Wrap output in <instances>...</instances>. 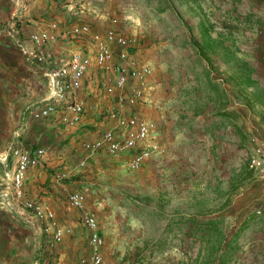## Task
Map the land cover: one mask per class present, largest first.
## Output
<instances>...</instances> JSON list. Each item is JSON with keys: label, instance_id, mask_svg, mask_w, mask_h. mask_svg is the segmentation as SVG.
Returning <instances> with one entry per match:
<instances>
[{"label": "rangeland", "instance_id": "374dc122", "mask_svg": "<svg viewBox=\"0 0 264 264\" xmlns=\"http://www.w3.org/2000/svg\"><path fill=\"white\" fill-rule=\"evenodd\" d=\"M40 2L44 8L38 10ZM239 6H241L240 0H0V28L6 33L3 36L14 39L18 51L27 56L29 52L33 53V48L27 38L30 32H28V27L34 25L39 11L44 12L43 15L52 13L55 17L64 15L67 17L66 25L73 24V22L87 23L94 31H102L112 18H117L121 29L135 39V46L130 51L132 53L141 51L152 69V75L144 85V101L136 106L142 108V111L139 108L137 115L152 121L156 125V130L158 123H167L175 118L181 119V127H179L181 130L185 128L183 120L188 119L184 112L185 109L181 108L186 107L188 102L186 104L183 102L184 88L181 87L182 101L178 106L181 107L179 112L174 111V105L169 103L168 66L171 65L179 70L178 67L183 68L187 60L190 61L188 65L196 64L198 69H202L204 66L200 63L201 61L190 60L192 55L197 58L201 55L199 43L192 42V39L198 37L200 32L198 34L199 30L191 31L190 26L199 21L213 25L243 23L247 13H242ZM136 22L143 24L144 28L140 29ZM13 29L14 33L11 32ZM238 29L240 39L250 38L253 32L242 28V25ZM253 34L259 37L262 36L263 31L258 29ZM73 44L74 49L81 46L79 43ZM251 48L252 45L247 43L246 45L241 44V49H239L241 59L245 60L241 63L245 74L249 67V62L245 57L250 53ZM138 54L140 56V53ZM12 58L8 63L0 62V231L14 232L17 244L31 248L28 251V248L26 249L25 255L30 264L34 262L42 264L43 259H47L48 264H59L60 261L57 259L59 251L55 250L56 247L47 248L46 237L40 225L29 218L22 204L16 202L11 185V176L15 166L12 149L30 142L35 133L48 125L35 122L30 117V113L41 106L48 97V83L43 70L32 61V58L30 64L28 61L25 63L21 61L16 54ZM258 60L264 63V55H261ZM209 74L214 83L224 82V78L216 72L211 71ZM102 76L97 70L93 71L88 78L90 87H87L88 81L84 84L85 93L96 85L91 84L92 80L98 81L96 89L101 90ZM157 80L161 85L155 90L152 82ZM170 81H173L172 84L175 82L182 86L184 77L176 76L170 78ZM199 87L200 84L195 90L200 93ZM241 99H243L242 96ZM110 103L109 101V106ZM242 104L245 105L244 102H241ZM107 106L102 109L99 120L107 112L109 108ZM252 114L250 110L241 106V136L238 148L239 166L237 167L241 172L237 184L241 199H245L244 202L249 200L248 205L240 206L239 214L249 213L256 216L254 209L264 197V180L249 169L248 155L252 148L251 135L257 134L259 139L263 138L251 127ZM79 131L77 130L75 135L79 136ZM100 131L102 133V130ZM200 131L199 125L195 126V133H191L193 137H187V139L179 137L172 147L177 154L183 156L179 158L185 160L186 166L194 168L192 174L182 175L181 187L178 186L179 191L168 187L170 183L168 175L167 177L159 175L160 178L157 180L158 175L151 172L152 168L157 165L161 167L167 165L166 160L169 159L166 157L169 153L170 141H167V138L158 140L157 131L155 138L149 142H155L162 147L163 154L159 157L152 156L136 172H130L125 167V162L130 155L114 159L102 153L96 161L97 166L89 160L81 168L72 167L69 178L59 179L58 177L67 171H64V162L58 154L60 149L50 146L47 150L49 155L46 156V162H41L28 176L27 194L28 196L32 194L37 199H45L42 202L55 213L59 224L69 227L65 224V219L76 218L81 212L68 207L65 198L59 194V184L68 183L82 191L86 195V203L94 211L93 214L99 222L104 239L103 251L106 250L105 254L103 253V264H211L213 259L209 257L213 258V255L207 253L202 255L197 253V250H192L193 241L189 239L191 234L187 232L190 230V225L177 220L179 214L199 216L200 210L205 213V211L212 212L218 208L215 205L205 207L200 205V207L195 203L196 199L201 200L203 197H208L215 200L227 194L229 197L232 196L231 190L226 191L228 189L226 181H218L219 173L209 174L206 171L214 164L223 165L230 173L231 158L220 163L219 149L212 148V145L209 146L201 138ZM101 133H98V138ZM85 137L90 138L86 135ZM209 148L211 157L208 158ZM226 150L229 153L231 151L229 147ZM247 178H250V182H246ZM251 181H254V196L248 191ZM205 183H208V186ZM221 183L224 184L225 190L220 186L217 187ZM219 187L220 190L217 191ZM43 191H47V194H43ZM226 209L230 212V208ZM77 222L78 220L74 222L75 226H70L72 229L70 239L80 238L81 242H85L80 250L81 253L75 257L76 264H82L88 254L87 232ZM197 226H199L198 223L194 225V228ZM28 231L33 233H28ZM24 252L22 250V253ZM17 257H21V254ZM200 257H203V260H200Z\"/></svg>", "mask_w": 264, "mask_h": 264}, {"label": "crops", "instance_id": "0c3cea01", "mask_svg": "<svg viewBox=\"0 0 264 264\" xmlns=\"http://www.w3.org/2000/svg\"><path fill=\"white\" fill-rule=\"evenodd\" d=\"M240 4L241 6H239V9L241 12L247 13L243 23L236 24V22H233L213 25L211 23L207 24L199 21L193 26H190L191 31L194 32V30H196L197 32L199 30L198 34L200 32L198 37L192 39V42L199 43L201 50V55L199 54L200 56H198V58L197 56L192 55L190 60L193 62H196L197 59L199 62L201 61L200 63L204 66L202 69H198L196 64L188 65L190 64V61L187 60V63L183 68L178 67L180 68L179 70H176V67H172L171 65L168 66L169 103L174 105V111L177 110L179 112L181 107L178 106L181 105L180 103L182 101L180 91L181 87L184 88L183 102L184 104L188 103L186 104V107H182L181 109H185L184 112L188 116V119L183 120L186 129L184 128L181 130L179 129V127H181V119L175 118L167 123H158V140L167 138V141H170L168 144L169 153L166 157L169 159L166 160L168 162L167 165L162 167L161 165H157L154 167L155 169L152 168L151 171L153 174L158 175L157 180L160 178L159 175H165L166 177L168 175V180L170 181L168 187L171 189L175 188L176 191H179L178 186L181 187L180 179L182 175L192 174L194 168L186 166L184 164L185 160L183 161V159H181L183 156L177 154V151L172 149V147H174V144H176V140L179 137H182L183 139L193 137L191 136V133H195L194 127L198 125L201 128V138L207 142L209 146L212 145V148L217 147L219 149L218 154L220 156V163L222 161L226 162L229 157L231 158L232 170L230 173L223 165L216 166L214 164L213 167L209 166L206 171L209 174L219 173L220 176L217 177L218 181H226L225 184L228 186L226 191L231 190L232 196L229 197L227 194L225 197H218L215 198V200L212 198L209 199L208 197H203L201 200L196 199L195 203L199 206L202 205L205 207L207 205H215L218 206V208L212 212L205 211V213H202V210H200L199 216L185 213L179 214V216L184 217L178 216L177 219L179 221H184V223L187 222L190 225V230L187 232L191 234L189 239L193 241L191 243L192 250H197V253L202 255L204 253L213 255V258L212 256L209 257L210 259H213V263L211 264H264V216L258 217L249 213L239 214L240 206L248 205L249 200L247 199L244 202L245 199H241L240 193L238 194L240 189L237 184L241 172L240 169L237 168L239 166L238 148L241 136V106L247 108L253 113L251 115V120L254 124L252 123L251 127L254 129L253 131L255 133L258 131V135H261L263 138L262 140L264 141V63L259 62L258 60L261 55H264V0H240ZM43 8L44 5L40 2L38 4V10ZM46 11L48 12V10ZM43 14L44 12L39 11L38 15L35 17L36 21H34V25L28 27V32L30 31L27 35L29 43V34L41 28H46L50 22L58 23L61 30L65 27L68 28L70 25L76 24L73 22V24L66 25L67 17L64 15L55 17L52 13H48V15ZM136 24L140 26V29L144 28V25L140 24V22H136ZM240 25H242V28L246 30L250 29L253 32L258 29L262 30L263 34L262 36L256 37L252 32L250 38L246 37L240 39L238 36V27ZM31 28L33 29L32 31ZM201 29L204 31V34H201ZM14 31L15 30L13 29L11 32L14 33ZM7 33H9L8 30ZM4 34H6L5 31L0 28V62L8 63L10 62L9 59L16 54L20 57L21 61L24 63L25 61H28L30 64L32 52H29L27 56L24 53L22 55L16 48L17 45L14 42V39L5 38L3 36ZM201 35H203L204 38L201 37ZM247 43L252 45V48L250 53L245 57L246 61L249 62L248 71H246L245 74V70L241 67V63L245 60L241 59L239 49H241V44L246 45ZM59 45H66L67 48L74 49V44L67 41H60ZM138 53H140V56ZM141 53V51H136L135 56H138L143 61H147ZM211 71L222 76L224 82L222 84L214 83L209 74ZM154 75L153 80L155 77ZM181 75L184 77L182 86L180 84L177 85L175 82L172 84L173 81H170V78L176 76L180 77ZM244 76L246 77L248 84L241 80V77ZM89 80L90 79L87 80L88 88L90 87ZM202 80L203 82H201ZM100 82L102 83V80ZM91 84L96 85L88 92H84L87 103L85 116L82 125L79 128L65 129L62 126L54 128L49 124L45 127L43 126V130L35 133L30 142L19 145L29 150H34L37 147L43 148L45 150V155L41 162H46V156L49 155L47 150L50 146L60 149L58 154L62 157V162H64V171H67L64 172V178L70 177V172L73 170L71 169L72 167L79 168V161L84 157V153L78 150L79 145L83 141H93L98 138V133H101L100 130H102L100 127L99 116L102 109L107 106V104V107H109V96H107L102 89L99 91L96 89L98 81L96 82V80H92ZM198 84H200V93L195 90V88L198 87ZM159 85H161V83L158 80L154 83L152 82V87L155 88V90L156 88L158 89L157 86ZM243 92H247L248 94L246 95ZM241 96L243 99H241ZM156 102L157 101L154 103ZM241 102H244L245 105H241ZM139 108L140 111H142L141 107H135L133 108V112L139 114ZM77 130H80L79 136L75 135ZM82 131L84 132L83 134ZM70 134H72L71 137ZM85 135L90 138L86 139L87 137H85ZM37 138L40 140L38 141ZM188 139L192 140L191 138ZM225 146H227L226 149L228 147L230 148V153L226 149L224 150ZM223 150L226 152L225 154ZM210 151L209 148L207 152L208 158L211 157ZM100 154H102V152L89 158L88 161L92 160L94 166H97L96 161ZM182 161L183 165H181ZM211 162L213 163V161ZM32 170H34V168L29 171L26 179L27 182L29 178L28 176ZM246 182H250V178H247ZM205 184L208 186V183ZM59 185V194L63 197L67 192L80 191L78 188L68 185V183ZM218 186L225 190L223 183L217 185V187ZM220 187L217 191L220 190ZM248 188L249 194L251 193V195L254 196V181H251ZM90 189L92 188L90 187ZM226 191L224 192L226 193ZM43 194H47V191H43ZM28 197L31 199H37L32 194H29ZM39 200L45 201V199L41 198ZM95 200H97V198H95ZM242 201L244 203H242ZM189 205L191 206L190 203ZM85 208L91 213L94 212L87 203ZM226 208H230V212H227ZM77 216L78 217L76 218L68 217L64 221L65 224L69 225V227L72 225L75 226L74 222L78 220L77 224L82 226L80 218L81 214L79 213ZM185 216L188 218H185ZM196 223H198L199 226L194 228ZM181 232L183 234L182 230ZM28 233L33 232L28 231ZM70 237L71 236H66L64 241L58 245L60 247L57 246L55 249L59 251V257L57 259L61 264H76L75 257L77 254L81 253L80 250L85 243L84 241L81 242L80 238L70 239ZM182 237L186 239L183 235ZM86 245L87 253L89 254L88 234ZM197 247L198 249H194ZM26 249L28 251L31 248L17 244L16 234L14 232L0 231V264H30L29 259L25 258L27 253ZM22 250L25 252L22 253ZM105 250L103 251L104 254ZM18 254H21V257H17ZM46 260L47 259H43L42 264H48ZM200 260H203V257H200ZM34 264L36 263L34 262Z\"/></svg>", "mask_w": 264, "mask_h": 264}, {"label": "built area", "instance_id": "2783aa9c", "mask_svg": "<svg viewBox=\"0 0 264 264\" xmlns=\"http://www.w3.org/2000/svg\"><path fill=\"white\" fill-rule=\"evenodd\" d=\"M134 40L121 29L117 18H112L102 31H94L84 22L61 30L58 23L50 22L46 28L29 34L32 61L43 70L48 83V97L30 113L34 121L51 124L54 128H79L87 103L84 84L95 70L103 75L101 89L111 103L99 121L101 136L80 143L78 150L84 153V157L79 161V167L102 152L114 159L130 155L125 167L136 172L152 156L163 154L162 147L149 142L157 134L156 125L133 112V108L144 101V85L152 75L149 62L130 51L135 46ZM60 41L81 46L69 49L59 45ZM250 143L248 167L264 179V141L251 135ZM44 155L45 150L41 147L34 150L14 147L11 185L16 202L22 204L29 218L40 225L47 248L53 249L66 236L72 235V229L61 226L55 213L41 200L28 197L26 191L27 175L39 166ZM64 177L62 174L58 178ZM64 198L70 209L81 212V224L88 234L89 254L82 264H103L104 239L97 218L85 208L86 195L82 191H72ZM254 212L258 217L264 216V197Z\"/></svg>", "mask_w": 264, "mask_h": 264}, {"label": "trees", "instance_id": "16d2710c", "mask_svg": "<svg viewBox=\"0 0 264 264\" xmlns=\"http://www.w3.org/2000/svg\"><path fill=\"white\" fill-rule=\"evenodd\" d=\"M201 30H202V29H201ZM202 33L204 34V31H203V30H202ZM241 78H242L241 80H242L244 83L248 84V83H247V79H246L245 76H244V77H241Z\"/></svg>", "mask_w": 264, "mask_h": 264}]
</instances>
